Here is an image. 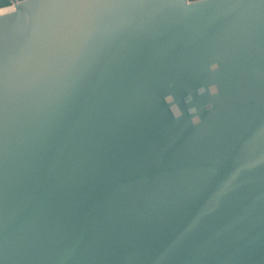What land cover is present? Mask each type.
Masks as SVG:
<instances>
[{
	"label": "water",
	"instance_id": "1",
	"mask_svg": "<svg viewBox=\"0 0 264 264\" xmlns=\"http://www.w3.org/2000/svg\"><path fill=\"white\" fill-rule=\"evenodd\" d=\"M0 264H264V0H0Z\"/></svg>",
	"mask_w": 264,
	"mask_h": 264
}]
</instances>
